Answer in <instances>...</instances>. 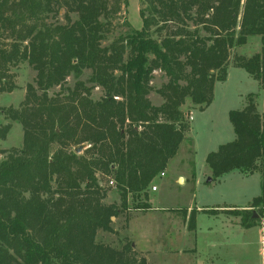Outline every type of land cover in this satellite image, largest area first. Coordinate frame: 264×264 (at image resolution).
<instances>
[{"label": "trees", "instance_id": "obj_1", "mask_svg": "<svg viewBox=\"0 0 264 264\" xmlns=\"http://www.w3.org/2000/svg\"><path fill=\"white\" fill-rule=\"evenodd\" d=\"M141 2L142 29L104 45L127 0H0V94L16 89L12 70L20 64L37 73L20 107L1 109L22 126L23 145L0 162V264H148L132 241L114 247L98 242V232L113 233L111 218L121 212L151 210L149 189L190 132L188 102L207 109L231 65L264 88V0ZM62 10L66 23H49ZM254 36L261 51L231 64L232 51ZM85 71L87 82L79 80ZM157 71L167 78L155 90L159 106L150 99ZM71 76L77 82L65 88ZM95 88L104 92L99 101ZM229 119L235 139L206 158L212 182L262 172L257 95ZM11 128L3 123L0 139ZM98 174L114 182L119 205L103 203L108 190ZM181 212L195 231L198 211ZM229 215L245 229L260 225L264 182L247 209Z\"/></svg>", "mask_w": 264, "mask_h": 264}, {"label": "rangeland", "instance_id": "obj_2", "mask_svg": "<svg viewBox=\"0 0 264 264\" xmlns=\"http://www.w3.org/2000/svg\"><path fill=\"white\" fill-rule=\"evenodd\" d=\"M111 3L114 4L115 0H111ZM143 7L141 0H127L126 4H122L119 13L112 18L111 32L104 45L110 44L119 36L126 35L132 30L142 29L143 22L140 11ZM48 21L52 24L66 23L64 10ZM261 47L260 37H250L245 46L236 47L232 51L231 64L234 63L236 56L251 57L259 53ZM229 74L230 78L227 77L225 82L216 83V85L218 84L216 91L214 90L216 100L208 110L205 112L200 111L191 103L184 107L189 123H191L192 114L195 119L191 125L190 133L195 148L192 140H189L186 144L188 158L191 161L193 160L195 174L197 175L195 196L190 193L180 196L181 193L173 189V193H177L176 195L168 196L165 195V192L166 197L162 199L164 189L161 188L158 193L151 194L149 201L153 207V212L137 210L121 212L119 217L111 218L114 232L99 231L97 234L98 242L120 247L125 236L134 244L140 239L150 252L148 264H264V243L260 240L259 225L256 226L257 229L246 234L244 238L231 236L224 246L217 247L215 245L219 234L211 233L210 228L220 227V224L214 222L213 218H210L207 214L200 216L197 220L196 232H187L185 230L184 214L181 211L178 214L168 212L171 209H185L189 218L193 210L197 211L195 206L211 207V210H214L217 215L224 214L231 217L229 213L234 210L247 209L253 199L261 195L264 167H262V172L253 175L247 176L235 171L215 182H209L211 175L206 164L207 154L217 151L220 145L227 144L235 139L233 126L229 119L230 111L243 109L246 106V97L249 94H256L260 99L259 111L261 112L264 109V96L258 90L257 81L242 69L232 67L231 73L228 71ZM12 75L16 89L12 93L0 94V129L3 123L12 126L7 138L5 140L0 139V162L7 158L10 151L20 149L23 145L22 126L11 120H6L1 109H18L25 100L27 86L35 84L37 73L27 63H22L12 70ZM90 76L91 71H85L79 80L87 82ZM76 82L77 79L71 76L67 80L65 88L74 87ZM166 82L165 75L157 71L152 81L154 91L150 94V99L154 105L158 106L162 103L161 97L155 90L160 89ZM60 91L59 87L55 88L49 92V95L54 96ZM61 94H64V90ZM238 94H243V100L240 99ZM103 96L104 92L101 88H95L92 92L94 101H99ZM193 149L196 151L195 153H193ZM189 153L191 154L190 157ZM191 161L189 165L185 164L184 168L189 174L192 173L193 167ZM181 167L179 168L181 169ZM173 175L176 176L173 173L169 174V177L171 178ZM98 178L100 184L108 190L103 203L105 205H119V195L115 190V185H110V179L101 174H98ZM175 178L172 179L175 180ZM165 180L158 181L157 179L149 191L152 192L153 186H160L162 181ZM177 186L181 185L176 182ZM189 205L192 206L190 211L186 209ZM163 208L168 210L164 212ZM215 223H217L216 226ZM129 227L130 236L127 234V228ZM236 240H239V242L244 240V246L237 247L234 244Z\"/></svg>", "mask_w": 264, "mask_h": 264}, {"label": "crops", "instance_id": "obj_3", "mask_svg": "<svg viewBox=\"0 0 264 264\" xmlns=\"http://www.w3.org/2000/svg\"><path fill=\"white\" fill-rule=\"evenodd\" d=\"M232 67L233 68H236L234 66H230V68L228 70L230 73H231V68ZM238 69H240V68H238ZM229 76H230V74L228 75V79L230 78ZM217 83H223V82H217ZM257 84H258V87H259L258 88L259 92L261 91V93L264 96V88H262V86L259 84V82H257ZM217 85H215V91H216ZM238 96H240V99L243 100V94H238ZM215 100L216 99H215V96H214L213 103L207 109H205L204 112L206 110H208L215 103ZM259 101H260V99L257 97L258 110H259V107H260ZM188 103H190V102H188ZM263 105H264V99H263ZM260 113H264V109ZM191 118H192V120H191V123L190 124L192 125L193 121L195 120L193 118V114H192ZM190 133H191V129H190V132L186 136V140L181 144L180 149H179L177 155L170 161V163L168 165V168L165 171V176H163V177L160 176V178H158V181H161L162 179H164V180L167 179V180L162 181L161 185L160 186H157V188H158L157 191H152V192L149 191V200L151 198V194L152 193H158L161 188L164 189V193H162L163 194L162 199H165V197H166L165 195H168V196H170L172 194L173 195H176L177 193H173V189H174V191H176V190L179 191L181 193L180 196L187 195L188 193H190L193 196H195L194 193H195V188H196V185H197V175L195 174L196 172H195V169H194V162H193V160L191 161L190 158H188V153H187L188 148H186V144H187V142L189 140H192L193 143H194L193 138L190 137ZM194 148H195V143H194ZM195 152L196 151L193 149V153H195ZM208 154H207V156H208ZM190 155L191 154L189 153V157H190ZM207 156H206V158H207ZM190 161L193 163L192 164L193 167H192V173L191 174H189V172L184 169L185 168V164H188L189 165ZM179 167H181V169ZM263 167H264V162H263ZM173 173H175L176 176H178V177H176V176L173 175L170 178L169 177V174H173ZM172 178H175V180H173ZM176 182L178 184H180L181 186H177L176 187ZM165 192H166V194H165ZM149 204L151 205L150 201H149ZM195 208L198 211L197 220H198V218L200 216L205 215V213L203 212L205 209H211V207H198V206H195ZM221 208H223V207H221ZM186 209L188 211H190L192 209V206L189 205V207L186 208ZM155 210H157V209H155ZM163 210L165 212L168 209H166V208L164 209L163 208ZM180 211H181L180 209H175V210H172L171 209V210H168V212H170V214H176V213L178 214ZM148 212H153V207L152 206H151V210H149ZM141 214H144V213H141ZM145 214H148V213H145ZM208 216L210 218H213V221L214 222H217V223L220 224V227H219V226H216L217 223H215L216 228L210 226L211 227L210 228L211 233L217 234V235L219 234V237L217 238L216 245H215L217 247L224 246L225 245V242L227 241V239H230L229 237H231V236L232 237L241 236V237L244 238V236L246 234H249V232H251V230H255V229L258 228V227H253V228H250V229H245L242 226H240V224H239L240 223V219L234 218L232 216L231 217H227L224 214L213 215V216L212 215H208ZM184 223H185V230L188 232L189 230H187V226H186V223L187 222L185 220H184ZM259 226H260L259 228H260V231H261V238H260V240H261L262 243H264V219L260 222V225ZM196 230H197V228H196ZM196 230L193 231V232H196ZM164 232H166V231H164ZM127 234L130 236V227L127 228ZM125 238L129 239L126 236L124 237V239ZM234 244L237 247L244 246V240H240V242H239V240H236ZM134 246H135V250L139 254H141L143 257H145L147 259V261H148L149 260L148 259V255L150 254V252H149V250H147L145 248L144 242L139 239L138 241H136V243L134 244ZM194 251H196V249H194Z\"/></svg>", "mask_w": 264, "mask_h": 264}, {"label": "water", "instance_id": "obj_4", "mask_svg": "<svg viewBox=\"0 0 264 264\" xmlns=\"http://www.w3.org/2000/svg\"><path fill=\"white\" fill-rule=\"evenodd\" d=\"M120 76H121V73H117V74H116V78H119ZM83 149H84L83 146L78 147V148L76 149V153H78V154L81 153ZM209 182H212V179H211V178H209Z\"/></svg>", "mask_w": 264, "mask_h": 264}, {"label": "built area", "instance_id": "obj_5", "mask_svg": "<svg viewBox=\"0 0 264 264\" xmlns=\"http://www.w3.org/2000/svg\"><path fill=\"white\" fill-rule=\"evenodd\" d=\"M165 176V173H161V177ZM110 185H114V182L113 181H110ZM157 187L156 186H153L152 187V191H157Z\"/></svg>", "mask_w": 264, "mask_h": 264}]
</instances>
